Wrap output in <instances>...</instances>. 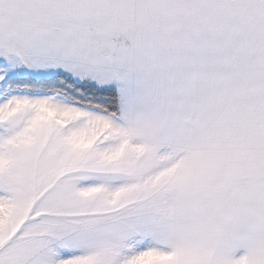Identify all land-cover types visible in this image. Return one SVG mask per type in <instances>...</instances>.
<instances>
[{"label":"snow or ice","instance_id":"obj_1","mask_svg":"<svg viewBox=\"0 0 264 264\" xmlns=\"http://www.w3.org/2000/svg\"><path fill=\"white\" fill-rule=\"evenodd\" d=\"M0 264H264V0H0Z\"/></svg>","mask_w":264,"mask_h":264}]
</instances>
